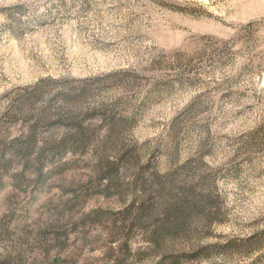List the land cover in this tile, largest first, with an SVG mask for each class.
<instances>
[{
  "label": "rangeland",
  "instance_id": "obj_1",
  "mask_svg": "<svg viewBox=\"0 0 264 264\" xmlns=\"http://www.w3.org/2000/svg\"><path fill=\"white\" fill-rule=\"evenodd\" d=\"M38 84L23 115L64 93L97 129L86 151L39 157L63 138L42 127L28 157L2 152L28 134L14 115ZM112 123L133 155L99 147ZM155 172L171 201L189 199L180 231L157 240V212L139 211ZM5 257L264 264V0H0Z\"/></svg>",
  "mask_w": 264,
  "mask_h": 264
},
{
  "label": "trees",
  "instance_id": "obj_2",
  "mask_svg": "<svg viewBox=\"0 0 264 264\" xmlns=\"http://www.w3.org/2000/svg\"><path fill=\"white\" fill-rule=\"evenodd\" d=\"M36 87V88H35ZM32 88L33 92H28L26 95H23L17 105V113H15L14 118H17L18 115H21L27 121V124L30 127V130L27 135L13 140L9 145H5L2 149L3 153L8 151L12 156L26 158L33 152H35V143L34 139L36 135L41 133L42 127L51 128L57 127L61 129L63 138L57 140V142H45L41 148H38L37 155L40 156H62L67 152H84L87 150V146L93 144L95 141L92 139V135L97 133V129L89 122H86L84 118H80L84 113H75L72 109L75 107L73 99L66 97L64 93H59L60 101L53 103L52 100L46 101L42 106V109L38 111L37 114H25V109L32 105L38 103V99L42 96L43 89L38 86ZM37 91H40L39 95H36ZM85 88H79L77 90L70 89V92H77L80 95H83ZM60 102V103H59ZM52 103V104H51ZM52 116H56L51 119ZM112 122L114 115L112 117H106ZM125 126H116L115 123L110 124L108 128V134L102 139V145L99 147L102 148L103 152L115 151L116 146H123V149L117 150V153L122 155H133L134 151L131 147L121 142L122 135L125 134ZM98 147V148H99ZM97 148V150H98ZM145 173V170H144ZM160 175L155 172L153 174L152 180L147 181L140 177L146 189L147 194L150 190L151 185L154 187L153 194L150 197L144 195L145 199L141 201L140 210L141 213L155 210L157 216L159 217L156 220V227L154 231V238L157 240V237H161L165 234L170 235L173 233H178L181 229L182 224L188 217L184 215L187 209V204L189 199L186 196L176 198V201H171L169 191H165L164 184L159 180ZM167 193L169 195H167ZM157 200V201H153ZM182 200V201H181ZM185 208V209H184ZM139 213V214H141ZM188 213V211L186 212ZM11 261L8 260V257H5L1 260L0 264H10Z\"/></svg>",
  "mask_w": 264,
  "mask_h": 264
}]
</instances>
